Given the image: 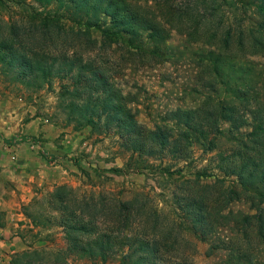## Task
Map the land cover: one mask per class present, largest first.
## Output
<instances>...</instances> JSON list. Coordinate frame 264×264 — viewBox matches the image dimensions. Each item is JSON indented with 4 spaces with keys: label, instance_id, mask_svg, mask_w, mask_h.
Segmentation results:
<instances>
[{
    "label": "trees",
    "instance_id": "obj_1",
    "mask_svg": "<svg viewBox=\"0 0 264 264\" xmlns=\"http://www.w3.org/2000/svg\"><path fill=\"white\" fill-rule=\"evenodd\" d=\"M33 1L83 15L85 29H102L109 21L117 28L105 31L111 43L123 39L134 51L162 62L174 55L165 42L173 32L189 45L202 44L195 52L203 62L201 88L195 90L202 100L170 110L148 127L134 109L137 97L123 91L110 68L77 49L88 36L82 26L71 33L79 43L60 48L61 24L55 18L23 25L0 20L3 75L33 90L60 81L58 108L69 124L97 135L115 134L132 156L168 154L185 160L198 146L204 154L215 153L223 177L197 173L183 180L172 193L169 210L150 193H137L126 203L57 187L43 198L44 223L63 230L67 248L26 250L15 254L12 264H68L70 258L99 256L122 264H193L196 247L187 235L209 242L234 215H223L234 201L233 190H224L229 178L254 213L235 214L242 234L225 264H264V0ZM32 142L39 145L34 138Z\"/></svg>",
    "mask_w": 264,
    "mask_h": 264
},
{
    "label": "rangeland",
    "instance_id": "obj_2",
    "mask_svg": "<svg viewBox=\"0 0 264 264\" xmlns=\"http://www.w3.org/2000/svg\"><path fill=\"white\" fill-rule=\"evenodd\" d=\"M40 18H55L54 21L61 24L57 29L61 34L60 48L79 43L80 39L71 35L73 31L81 26L87 31L88 36L80 40L82 44L77 49L88 52L87 57L110 68L123 91L137 97L134 109L142 124L153 127L168 111L193 107L202 100L195 91L201 88L203 69V62L195 52H199L202 44L189 45L185 37L173 32L165 42L171 46L174 55L171 60L162 62L150 53L134 51L123 39L111 43L105 37V31L115 32L117 28L109 21L102 23V29H85L83 15H75L58 5L43 6L33 0H0V20L23 25L39 23ZM86 38L93 41L87 44ZM60 90L61 82L57 80L42 90L28 89L9 81L0 68V191L4 188L10 193L18 189L9 187L23 186L27 197L17 206L22 219L15 221L19 227L11 237H18L23 249L11 255L8 262L0 257V264H12L15 254L26 250L67 248L63 230L44 223L48 213L44 210L43 198L57 187L66 186L81 196L106 195L126 203L137 193H150L161 208L169 210L172 193L183 180L193 178L197 173L223 177L217 169L215 153L204 154L198 146L192 147L191 156L185 160L173 159L168 154L163 157L132 156L121 147L115 134L97 135L91 128L77 129L67 122L58 108ZM5 111L8 113L4 114ZM8 117L11 118L10 125L6 126ZM33 121L39 122L38 130L27 132V125ZM32 138L39 145H34ZM144 166L148 170H144ZM164 169L172 173L183 169L184 172L167 176ZM210 182H214L213 179ZM226 189L233 190L234 201L223 215L224 218L229 212L234 215L230 214L220 233L209 242L201 241L194 234L187 235L196 247L191 258L193 264L228 263L231 260L229 250L242 234L235 214L254 213L233 178L225 182ZM0 195L5 196L1 192ZM41 214L45 218H40ZM5 241L8 239L0 235V243L5 244ZM68 261V264H122L119 259L104 260L101 256L82 260L70 258Z\"/></svg>",
    "mask_w": 264,
    "mask_h": 264
},
{
    "label": "crops",
    "instance_id": "obj_3",
    "mask_svg": "<svg viewBox=\"0 0 264 264\" xmlns=\"http://www.w3.org/2000/svg\"><path fill=\"white\" fill-rule=\"evenodd\" d=\"M4 112V111H3ZM8 112L5 111L4 114H7ZM11 118L6 119V126L10 125V120ZM39 128V122H30L27 125V132L29 131H37ZM46 128V127H44ZM43 128V129H44ZM31 129V130H30ZM6 131V130H5ZM46 131V130H43ZM71 143V142H70ZM53 153V152H52ZM18 189L17 191H10V193H7L5 190L7 189H2L0 192L4 194L5 196L2 197L0 195V235H3L5 238L8 239V241H5V244L0 243V257H3L5 259V262H8L9 258L11 255H13L16 252H20L23 249V243L20 241L18 237H14L13 239L12 234L16 233L19 227V224L15 221L21 220V214L19 215L17 212V206L24 202V200L27 199L25 196L26 193L25 187L23 186H11L9 189L12 190ZM8 189V190H9Z\"/></svg>",
    "mask_w": 264,
    "mask_h": 264
}]
</instances>
